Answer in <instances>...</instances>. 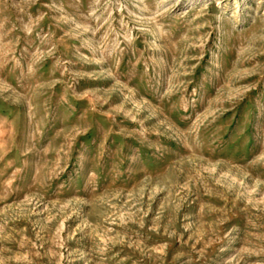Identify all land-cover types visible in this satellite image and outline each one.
<instances>
[{
  "label": "rangeland",
  "instance_id": "1",
  "mask_svg": "<svg viewBox=\"0 0 264 264\" xmlns=\"http://www.w3.org/2000/svg\"><path fill=\"white\" fill-rule=\"evenodd\" d=\"M0 264H264V0H0Z\"/></svg>",
  "mask_w": 264,
  "mask_h": 264
}]
</instances>
